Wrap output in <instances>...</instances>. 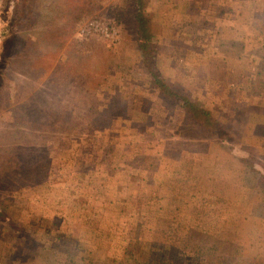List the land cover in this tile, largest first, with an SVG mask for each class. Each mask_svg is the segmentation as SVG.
Wrapping results in <instances>:
<instances>
[{
	"label": "rangeland",
	"instance_id": "374dc122",
	"mask_svg": "<svg viewBox=\"0 0 264 264\" xmlns=\"http://www.w3.org/2000/svg\"><path fill=\"white\" fill-rule=\"evenodd\" d=\"M0 72V264H264V0H0Z\"/></svg>",
	"mask_w": 264,
	"mask_h": 264
},
{
	"label": "trees",
	"instance_id": "16d2710c",
	"mask_svg": "<svg viewBox=\"0 0 264 264\" xmlns=\"http://www.w3.org/2000/svg\"><path fill=\"white\" fill-rule=\"evenodd\" d=\"M139 23V22H138ZM145 37H146V35H145ZM145 43V42H144ZM147 43V42H146ZM142 47V46H141ZM3 75H2V74ZM0 87H2V85H5V76H4V72H0ZM163 92H169L170 94H169V96L170 97H173L172 95H174L175 97H178V95L177 94H175V93H173V92H171L170 91V89H169V86L168 85H166L164 88H163V90H162ZM172 94V95H171ZM168 96V97H169ZM182 98L185 100V102H187V107H186V110L189 112V113H191L192 114V116H193V118L195 119V120H203V117H204V115L206 116V121L207 120H209L210 119V117L208 116L209 115V113L205 110V109H202V108H200L199 107V105L197 104V105H194L193 103H192V100H189V98L188 97H184V96H182ZM32 102V101H31ZM34 103H36V102H34ZM33 102H32V105L33 106H36L35 104H34ZM184 105H185V103H184ZM18 109H20L19 107H18Z\"/></svg>",
	"mask_w": 264,
	"mask_h": 264
},
{
	"label": "built area",
	"instance_id": "2783aa9c",
	"mask_svg": "<svg viewBox=\"0 0 264 264\" xmlns=\"http://www.w3.org/2000/svg\"><path fill=\"white\" fill-rule=\"evenodd\" d=\"M92 28L94 29V30H100V29H102V27L99 25V23H92ZM108 27H106L105 29H103V31L105 32V36L106 37H111V36H115V34H116V31H114L113 32V34L112 33H110L109 34V30L107 29ZM101 31V30H100Z\"/></svg>",
	"mask_w": 264,
	"mask_h": 264
}]
</instances>
